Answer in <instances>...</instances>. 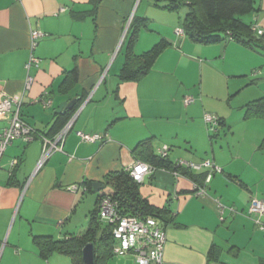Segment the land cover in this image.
<instances>
[{
	"label": "crops",
	"instance_id": "obj_1",
	"mask_svg": "<svg viewBox=\"0 0 264 264\" xmlns=\"http://www.w3.org/2000/svg\"><path fill=\"white\" fill-rule=\"evenodd\" d=\"M257 3L249 21L264 30V0ZM134 15L149 20L135 53L161 38L170 44L142 78L119 81ZM178 26V15L153 0H0V97L19 96L20 117L35 131L32 141L14 139L0 156V264H73L57 251L43 258L33 236L61 239L82 232L87 225L77 228L88 223L97 195L109 191L93 192L92 183L103 184L107 174L126 170L138 160L133 148L147 138L154 152L167 146L170 161L210 159L222 169L213 174L190 170L204 176L202 195L193 192L189 177L171 170L155 168L144 175L141 197L169 209L166 221L159 220L166 236L161 264H264V229L248 212L252 197L264 201V149L259 148L264 116H245L247 103L264 96V69L258 71L262 78H251L264 58V37L255 34V47L228 39L200 44L177 35ZM32 30L43 34L34 49ZM31 54L38 60L27 70ZM74 66L76 82L62 87L65 71ZM27 75L33 77L29 88ZM187 95L194 101L185 105ZM71 99L77 104L72 116L77 115L62 150L37 167L38 134L51 137L59 129L61 118L54 110ZM205 112L221 119L217 132L234 137L242 128L250 146L252 132L256 149H215ZM7 122L0 118V131ZM79 132L106 136L86 142ZM72 184L86 190L73 192ZM217 201L234 211L225 209L220 217ZM212 245L219 250V263L207 262Z\"/></svg>",
	"mask_w": 264,
	"mask_h": 264
},
{
	"label": "trees",
	"instance_id": "obj_2",
	"mask_svg": "<svg viewBox=\"0 0 264 264\" xmlns=\"http://www.w3.org/2000/svg\"><path fill=\"white\" fill-rule=\"evenodd\" d=\"M153 4L159 8L175 12L179 19L178 27L182 28L183 35L193 42L212 44L228 39L251 47L257 46L255 26L252 22L244 20V16H249L258 11L257 0H153ZM148 22V18L134 15L128 25L125 59L118 73L119 81H136L142 78L151 70L159 54L170 44L166 39L161 38L147 50L135 53L133 47L139 32L148 28ZM260 36L264 37V32ZM261 48L264 51V46ZM76 79L77 68L74 66L71 70L65 71L61 86L68 88L76 82ZM76 107L77 104L75 103L73 108L66 111L65 114L56 115L61 118L60 127L56 132L67 122ZM250 114L251 116H264V96L247 103L245 116ZM221 124V119H219V126ZM216 132L217 129L214 133ZM151 145L152 138L138 142L133 148L135 158L150 164L154 168L177 171L180 175L189 177L194 184L193 192L196 191V187L205 184L203 183V175L196 177L184 167L176 166L174 161H170L168 154L160 156L153 151ZM259 148L264 149V138L261 140ZM103 186L108 187L109 191H103L97 195L96 207L91 211L87 226L82 232L61 239H54L48 235L33 236L39 254L43 258H47L52 252L57 251L70 256L73 264H85L82 259V248L86 243L93 242L95 245V263L106 264L108 257L113 255L111 251L113 239L110 224L103 222L98 214L99 199L105 193L110 194L117 201L122 214L140 217L149 215L166 221L164 216L169 211L168 207L155 208L141 197L138 189L139 183L132 180L127 170L107 174ZM218 253L217 247L212 245L208 252L207 262L219 263Z\"/></svg>",
	"mask_w": 264,
	"mask_h": 264
},
{
	"label": "built area",
	"instance_id": "obj_3",
	"mask_svg": "<svg viewBox=\"0 0 264 264\" xmlns=\"http://www.w3.org/2000/svg\"><path fill=\"white\" fill-rule=\"evenodd\" d=\"M258 35H262L264 30L254 27ZM177 35H183V30L180 27L175 28ZM43 34L39 30H32L30 32L31 49H34L37 44V39ZM37 58L31 54L26 68L29 70L31 64L37 63ZM33 81V77L27 75L25 81V88H29ZM184 104L188 105L194 101L193 96L187 95L183 99ZM50 100L45 102V105H49ZM15 105V107H13ZM20 97L19 96H2L0 97V118L7 119V126L0 131V156L5 148L17 138H21L26 142H30L35 138V131L26 123L19 113ZM76 113L67 120L62 128L56 132L53 136L48 137L42 134H38L41 139L42 147L41 154L37 163V167H40L47 158L55 151L62 150V143L65 135L70 130L75 118ZM203 119L209 129L214 131L219 126V118L217 115L209 112L203 114ZM79 135L83 141L91 142L96 140H102L106 135L99 133H84L79 132ZM160 156H166L169 152L167 146H162L156 151ZM17 163L16 160L11 162V167ZM176 166L184 167L187 170H202L207 169L210 174L220 172L221 168L216 165L212 160L205 159L201 162H191L183 159H177L174 161ZM155 168L150 164L135 160L126 170L129 176L137 183H141L145 174L150 173ZM175 176L180 174L177 171H173ZM208 179H206V182ZM195 187V186H194ZM69 190L73 192L84 191L85 187L79 184H72L69 186ZM206 192L205 184L196 187L195 194L202 195ZM218 211L220 217H222L225 209L234 211L233 207H227L217 201ZM248 212L255 215L254 222L259 229H264V224L261 221V217L264 214V201L256 197H252L249 201ZM98 214L100 219L110 224L112 233V253L113 255H126L133 254L136 264H161L163 249L166 242V236L163 226L159 219L153 216L140 217L138 215L122 214L119 210L118 203L108 193L103 194L98 203Z\"/></svg>",
	"mask_w": 264,
	"mask_h": 264
},
{
	"label": "rangeland",
	"instance_id": "obj_4",
	"mask_svg": "<svg viewBox=\"0 0 264 264\" xmlns=\"http://www.w3.org/2000/svg\"><path fill=\"white\" fill-rule=\"evenodd\" d=\"M249 17L250 16H244V20L249 21ZM261 59H262L261 66L255 68L254 70H251V78H252V76H257L256 79H260L263 77L261 75V73L258 75V71L261 72L262 69H264V58L261 57ZM225 63H226V61H225ZM225 63H224V65H225ZM252 72H254V73H252ZM251 121H254V120H251ZM253 126H254V124H251V130H252V128H254ZM208 133L210 135V140L213 143V146H215V149L216 148L220 149V147H222V149H228L229 147H230V149H254L255 148V145H253V141H252L253 140L252 136H254V134L251 132V146H250L249 144L244 142V140H243L244 133H243L242 128H240V127H237V130H236V133L234 134V137H230L229 135L223 133L220 129L217 133H214L213 129H209ZM238 142H240V143H238ZM252 145H253V147H252ZM199 146L201 148L204 145L200 144ZM172 149L175 153H177L176 150H174V149H178V148H176L174 146V144H172ZM88 195H93V194L90 193ZM86 225H87V222L83 223L82 225L79 224L77 231H79L80 229H83V227ZM67 261L70 264V260H67ZM106 264H136V262H135V257L132 254H126V255H111L106 260Z\"/></svg>",
	"mask_w": 264,
	"mask_h": 264
},
{
	"label": "water",
	"instance_id": "obj_5",
	"mask_svg": "<svg viewBox=\"0 0 264 264\" xmlns=\"http://www.w3.org/2000/svg\"><path fill=\"white\" fill-rule=\"evenodd\" d=\"M76 102V99H71L69 102H61L54 110V114L63 115L66 111L71 110ZM104 186L100 182H93V192H98L103 189ZM82 259L85 264H96L95 263V245L93 242H88L82 248Z\"/></svg>",
	"mask_w": 264,
	"mask_h": 264
}]
</instances>
